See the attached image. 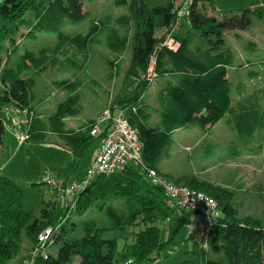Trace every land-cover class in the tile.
<instances>
[{
  "label": "trees",
  "instance_id": "1",
  "mask_svg": "<svg viewBox=\"0 0 264 264\" xmlns=\"http://www.w3.org/2000/svg\"><path fill=\"white\" fill-rule=\"evenodd\" d=\"M173 1L149 8L144 0H114L115 5H129L130 14L102 17L84 11V0L2 1L0 15L6 25L0 28V41L3 32L18 29L21 33L23 28L28 29L25 35L28 38L35 39L38 34L45 33L55 35L56 41L32 50L21 47L22 42L13 38L6 58L0 54V143L11 113L6 107L14 106L34 114L42 102L38 87L44 69L71 72L74 80H55L56 87L66 92V98L58 102L47 120L33 116L29 140L43 141L50 133L56 134L72 152L71 170L79 169L101 137L91 134L96 123L94 119L87 120L78 129L66 125V117L79 114L81 92L87 85L79 73L89 61L93 44L105 45L115 55L113 62L120 66L129 36L121 34L118 26L130 29L134 22L136 30L129 73L137 82L119 103L121 107H128L129 121L138 130L145 165L158 168L162 159L171 156L177 130H205L225 114L233 141L222 146L206 138L201 145L203 155L208 159H214L219 153H227L231 158L245 152L264 156V86L249 90L245 82L231 79V69L237 70L240 63L224 34L230 22L246 28L250 23L249 10L222 21L197 9L200 1L213 0H194L188 22L191 29L182 34L180 28L174 34L179 46L172 49L161 43L175 20ZM29 9L34 12L25 18ZM159 28L166 29L161 36L157 34ZM200 39L206 43L201 44ZM249 43L252 48L257 47L255 42ZM18 51L21 53L17 63L11 66V54ZM151 73L158 77L156 105L145 98L154 81ZM248 76L257 79L260 73L250 69ZM88 81L96 84L91 77ZM232 93L236 95L235 100H232ZM255 141L257 147L252 145ZM188 186L205 191L222 206L223 214L211 233L210 251L215 257H210V251L201 247L198 260H176L171 264H264V224L257 219L238 217L228 189L198 179ZM22 197L23 189L16 181L0 176V264H5L19 250L24 228L32 234L35 244L39 234L47 228L54 230V243L63 240L56 257L48 251L46 257L38 256L37 264H70L74 255L81 257L77 264H114L118 239L104 237L105 228L87 221L82 236L69 237L65 219L68 207L61 212L44 208L42 216L30 223L31 212L24 208ZM117 197L132 198L127 209L120 210L111 203ZM96 204L106 210L113 230L121 233L127 230L124 238L129 237L130 242H126L125 248L130 253L127 252L124 259L132 258L131 264H169L172 254H164L163 250L175 238L183 222H187L188 214L182 213L177 221L173 215L177 210L168 205L165 190L151 183L145 168L129 165L111 176H97L79 190L75 213L83 215ZM167 217L171 218L168 224L165 223Z\"/></svg>",
  "mask_w": 264,
  "mask_h": 264
},
{
  "label": "rangeland",
  "instance_id": "2",
  "mask_svg": "<svg viewBox=\"0 0 264 264\" xmlns=\"http://www.w3.org/2000/svg\"><path fill=\"white\" fill-rule=\"evenodd\" d=\"M2 1L4 0H0V3ZM144 1L149 8H153L158 5H166L170 0ZM84 9L90 10L100 17L130 14L129 5H115L114 0H85ZM197 9L222 21H228L229 17L241 16L245 10H249L250 23L246 28L231 24L233 22L224 28L226 41L234 48L240 63L237 70L231 69L230 76L235 82H245L249 90L264 86V0L200 1ZM33 12V9H29L24 17H31ZM4 24L6 25V22L0 15V28L4 27ZM10 26L12 23L9 24ZM118 28L121 34L129 36L127 49L121 58L122 64L118 66L113 62L115 55L105 45H91L89 61L85 69L79 73L87 82L80 97V112L67 118L68 127L78 128L81 123L89 119H94L97 122L106 111H111L113 114L117 113L121 108L119 100L129 90H132V84L137 82L129 73L133 58L135 23L133 22L130 29L122 26H118ZM79 29L82 30L83 27L81 26ZM189 29L191 26L184 20L180 32L185 33ZM27 31V28H23L21 33L18 29L3 32L4 37L0 41V54L4 56V59L8 45L13 38L22 42L21 47L32 50H39L40 47L52 45L56 41L55 35L45 33L38 34L35 39L28 38L25 36ZM165 32L160 28L157 29L159 36ZM199 41L201 44L206 43L204 39ZM249 41L256 43V50L253 51L246 47ZM20 53L21 51L11 54V66L16 65ZM250 69L259 72L260 77L257 79L249 78L248 71ZM89 77L95 79L96 84H91L88 81ZM64 78L74 80L71 72L64 73L49 67L44 69L38 87V95L42 98V102L34 112V116L47 119L56 109L58 102L66 98V92L56 87L54 83L55 80ZM157 78L156 76L154 81H151L152 83L145 95L146 100L153 105H156ZM0 91H2L1 79ZM231 96L232 100L236 99L234 93ZM226 116L227 114L214 126H209L205 130L195 128L190 132L177 131L175 135L176 145L171 156L162 159L158 168L160 172L179 184L189 185L192 180L198 179L228 189L232 194L231 204L238 217L257 219L264 224V156L261 153L245 152L237 158H231L227 153H219L214 159H208L203 155L201 145L206 138H211L222 146H227L233 141V132L226 124ZM12 117L10 113L3 141L0 143V176H7L22 187L24 208L31 212L30 223L35 218L42 216L44 208L56 212L66 211L65 202L58 197L56 190L46 182V177L53 174L63 179H81L100 143V139L93 144L79 169L72 171V152L57 138V135L49 134L47 139L43 141L27 140L21 142L15 134ZM257 143L255 141L252 144L253 147H257ZM131 199L130 197H117L113 198L111 203L118 209L125 210ZM182 213L177 211L173 213L178 222ZM65 219L69 237L82 236L84 223L91 221L96 226L106 229L104 237H116L118 239V246L114 251V264H124L131 259H124V255L127 252L130 253L128 248H125V244L130 242L129 237L124 238L128 235L127 230L123 233L113 230L111 228L112 221L106 210L100 209L97 204L89 208L83 215H77L75 209H71ZM186 221L181 225L175 238L163 250L164 254H172L173 259L170 257L167 262L169 264L176 260H198L200 258L201 244L194 235L189 233V217ZM169 230V228L166 230L167 234ZM62 244L63 240L50 244L47 246V250L56 257ZM35 246L37 243L35 244L32 234L28 232L27 228H24L19 250L5 264H25L34 255ZM208 255L215 257L211 251ZM80 260L79 255H74L70 264H77Z\"/></svg>",
  "mask_w": 264,
  "mask_h": 264
},
{
  "label": "built area",
  "instance_id": "3",
  "mask_svg": "<svg viewBox=\"0 0 264 264\" xmlns=\"http://www.w3.org/2000/svg\"><path fill=\"white\" fill-rule=\"evenodd\" d=\"M175 20L166 33V38L161 45L172 49L179 46V41L174 34L181 28L184 20L189 22L190 10L194 0H174ZM156 77L155 73H151ZM12 113L15 134L21 141L30 139V124L34 114L26 110H19L14 106L6 107ZM135 110V107L133 108ZM93 136L101 135V143L93 161L87 166L81 179H63L60 176L49 174L46 177L57 195L66 206L75 209L79 190L93 182L99 175L111 176L127 166L145 168L152 184L162 187L167 196L168 205L188 214L189 233L196 236L201 247L210 251L211 233L223 214L222 206L218 200L205 191L192 188L188 185L179 184L160 172L158 168L147 167L142 155V142L138 130L128 118V107H121L117 113L106 111L95 123L91 130ZM171 220L167 217L166 224ZM53 228H47L39 234L34 255L25 264H37L39 255L47 256V246L54 243L52 239ZM133 259L127 260L124 264H131Z\"/></svg>",
  "mask_w": 264,
  "mask_h": 264
},
{
  "label": "crops",
  "instance_id": "4",
  "mask_svg": "<svg viewBox=\"0 0 264 264\" xmlns=\"http://www.w3.org/2000/svg\"><path fill=\"white\" fill-rule=\"evenodd\" d=\"M84 1H85V0H84ZM83 8H84V6H83ZM84 11H90V10H85V9H84ZM93 14H94V13H93ZM94 15H95V14H94ZM95 16H96V15H95ZM209 16H211V15H209ZM97 17H100V16H97ZM86 24H87V23H86ZM84 26H85V24H84ZM189 26H190V25H189ZM160 30H163L164 32L166 31L165 28H160ZM182 34H184V33H182ZM238 35H239V34H238ZM256 46H257V45H256ZM246 47L249 48L250 50H253V51L256 50V48H257V47H256V48H252V47L250 46V43H249V42H248V44H246ZM232 48H233V47H232ZM233 49H234V48H233ZM121 58H122V55H121ZM259 77H260V76H259ZM259 77H258V78H259ZM84 83L86 84L87 82L84 81ZM254 89H255V88H254ZM81 93H82V92H81ZM81 96H82V95H81ZM80 99H81V98H80ZM155 101H156V99H155ZM79 103H80V100H79ZM152 105H153V104H152ZM54 111H55V109H54ZM54 111H53V112H54ZM49 116H50V115H49ZM68 117H71V116H68ZM68 117L65 118L66 125H67V118H68ZM47 119H48V118H47ZM47 119H46V120H47ZM89 120H90V119H89ZM83 124H84V123H81V125H80L79 127H81ZM67 127H68V126H67ZM79 127H78V128H79ZM68 128H71V127L69 126ZM78 128H72V129H78ZM179 130H180V129H179ZM179 130H177V131H179ZM177 131H176V132H177ZM181 131H183V130H181ZM50 134H53V133H50ZM53 135H56V134H53ZM175 135H176V133H175ZM175 135H174V138H175ZM57 138H58V139L64 144V142H63L58 136H57ZM100 143H101V138H100ZM100 143H99L98 146L96 147L95 152H94L93 155H92V158H91L90 163L93 161V159H94V157H95V154H96V152H97V150H98V148H99V146H100ZM217 143H218V142H217ZM219 144H220V143H219ZM220 145H221V144H220ZM66 146H67V145H66ZM67 148L69 149L68 146H67ZM91 148H92V147H91ZM69 150H70V149H69ZM70 151H71V150H70ZM90 163H89V164H90ZM89 164H88V165H89ZM88 165H87V166H88Z\"/></svg>",
  "mask_w": 264,
  "mask_h": 264
}]
</instances>
